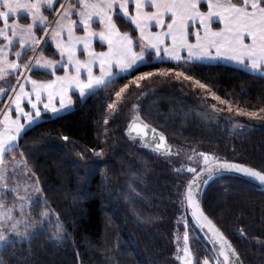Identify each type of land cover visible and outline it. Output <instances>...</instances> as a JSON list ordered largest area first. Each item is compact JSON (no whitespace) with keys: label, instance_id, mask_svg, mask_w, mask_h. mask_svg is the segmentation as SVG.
<instances>
[{"label":"snow or ice","instance_id":"obj_1","mask_svg":"<svg viewBox=\"0 0 264 264\" xmlns=\"http://www.w3.org/2000/svg\"><path fill=\"white\" fill-rule=\"evenodd\" d=\"M221 62L264 80V0H0V264H37L39 253L32 246L45 234L46 242L75 244L51 207L50 189L28 154L26 133L49 113H66L77 99L84 104L128 77V83L107 96L104 132L110 119L126 114L128 139L171 165L169 242L174 251L165 264H246L227 229L218 224L216 208L205 205L204 194L211 183L232 174L264 187V162L257 167L236 159L240 153L235 147L231 156L196 146L181 155L148 118L152 113L138 103L128 106L122 95L130 83L139 89L148 78H160L191 101L189 111L205 119L242 130L252 125L240 117L264 121V97L259 107L240 104L228 98L235 93L220 94L218 81L197 74L198 68ZM166 63L171 66L139 72L140 66ZM37 73L52 78L40 79ZM89 152L103 157L105 149L81 147L76 154L85 168ZM141 182L138 173L129 172L130 199L139 196L133 184ZM247 229L243 225L235 231L250 238ZM201 233L211 249L199 245ZM256 240L264 248V238Z\"/></svg>","mask_w":264,"mask_h":264},{"label":"trees","instance_id":"obj_2","mask_svg":"<svg viewBox=\"0 0 264 264\" xmlns=\"http://www.w3.org/2000/svg\"><path fill=\"white\" fill-rule=\"evenodd\" d=\"M27 22L20 19V23ZM168 66L171 65L140 66L139 72ZM197 74L218 81L221 95L235 93V97L228 98L249 106L261 105L264 80L238 67L213 63L198 68ZM36 75L40 79L52 78ZM129 80L130 77L118 80L89 97L86 103H78L73 111L39 122L26 133L28 154L37 160L43 186L50 189L47 197L51 207L60 214L75 240V244L56 245L46 242L47 234L42 235L32 246L39 253L37 264H80V260L82 264H165L166 260L173 259L174 246L169 242L173 207L169 197L175 176L171 165L128 139L124 131L126 114L115 122L110 119L108 132H104L107 96ZM150 88H154V93L147 91ZM169 88L163 79L148 78L139 89L130 83L122 95L127 96L128 106L138 103L145 113L151 112L148 118L171 144L172 139L181 138L178 141L183 143L184 150L187 146H196L229 156L235 147L240 153L236 159L250 161L257 167L264 162V125L242 133L230 132L224 125L210 127L194 111H189L180 98L164 92ZM141 91L147 96L141 97ZM184 114L190 120L184 122ZM63 135L71 140L64 141ZM81 147L104 148L105 153L103 157H96L89 152L88 168H85L84 161L76 154ZM178 148L175 142L173 150ZM145 162L146 170L142 167ZM93 166L94 170L89 171ZM127 166L128 172L138 173L142 180L133 184L139 193L135 199L127 196L123 185ZM204 202L216 208L214 215L218 224L227 229L229 238L246 257V264H264V248L256 240V237L264 238V190L241 178L226 176L208 187ZM243 225L248 226L250 238H242L235 231ZM199 245L210 249L202 233ZM77 251L80 260L76 259Z\"/></svg>","mask_w":264,"mask_h":264},{"label":"rangeland","instance_id":"obj_3","mask_svg":"<svg viewBox=\"0 0 264 264\" xmlns=\"http://www.w3.org/2000/svg\"><path fill=\"white\" fill-rule=\"evenodd\" d=\"M95 26V25H94ZM153 30H155V29H153ZM138 34V33H137ZM96 43L98 44L99 43V41L97 40L96 41ZM106 47V46H105ZM53 50H54V48H53ZM30 54V53H29ZM221 63H223V64H226V65H228V66H235V67H238L239 68V66H237V65H234V64H232V63H225V62H221ZM220 64V63H219ZM164 92H168L170 95H172V96H175V97H180V94L178 93V92H174L173 90H172V88H169L168 90H164ZM163 92V93H164ZM147 96V94H145L144 96H142L143 98L144 97H146ZM180 99L185 103V104H189V103H191V101L188 99V98H182V97H180ZM78 103H80V101L77 99V101H76V105L78 104ZM0 106H2V105H0ZM75 109V108H74ZM74 109H72V110H69L68 112H66V113H69V112H71V111H73ZM195 112V111H194ZM235 112V107L233 106V113ZM65 112H60L59 114H57V115H52L51 113H49L48 114V116H49V118H55V117H58V116H61V115H64V114H66ZM195 114H197L196 112H195ZM189 116V115H188ZM186 114H184L183 116H182V120L184 121V122H186V120H188L189 119V117H188ZM198 117H200L202 120H204L206 123V125H208V126H214V125H224V127H226L227 128V130L228 131H230V132H233V133H242V132H246V131H248V130H255V129H257L258 127H260V126H262V125H264V122L263 121H260V120H258V119H255V118H253V119H249L248 117H240V120L242 121V122H246V123H249V124H251L252 125V127H250V128H246V129H239V128H236V129H232L231 128V125L230 124H228L227 122H225V121H220L219 123H217L216 121H214V120H208V119H205V118H203V117H201V116H199V115H197ZM190 120V119H189ZM182 121V122H183ZM183 122V123H184ZM39 123V122H38ZM181 138H174V139H172V144L175 146V142H176V146H178L179 148L177 149V151H179V152H181V155H183V153L185 152V151H187V150H184L183 149V147H184V145H182L183 143H181L180 141H178V140H180ZM178 141V142H177ZM188 147H192V146H187V148ZM175 148V147H174ZM176 150V149H175ZM198 150H201V151H203V149H200V148H198ZM128 174H129V172H128V166L126 167V169H125V173H124V179H126L124 182H123V185L127 188V191H128V187H127V185H128ZM19 178V177H18ZM136 214V213H135Z\"/></svg>","mask_w":264,"mask_h":264},{"label":"water","instance_id":"obj_4","mask_svg":"<svg viewBox=\"0 0 264 264\" xmlns=\"http://www.w3.org/2000/svg\"><path fill=\"white\" fill-rule=\"evenodd\" d=\"M157 129H158V128H157ZM158 131H160V130L158 129ZM166 137H167V136H166ZM167 139H168V138H167ZM231 177H235V178H237L238 176H236V174H232ZM238 178H241V179H243V180H245V181H249V182H251L252 184L256 185L257 187L261 188V190H264V187L260 186L258 181L251 180V179L246 178V177H238ZM211 184H212V183H211ZM204 196H205V194H204ZM202 235H203V234H202ZM203 237H204V236H203ZM204 240H206V238H204ZM206 241H207V240H206ZM208 244H209V243H208ZM209 246H210V249H211V244H209Z\"/></svg>","mask_w":264,"mask_h":264}]
</instances>
